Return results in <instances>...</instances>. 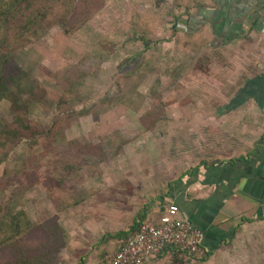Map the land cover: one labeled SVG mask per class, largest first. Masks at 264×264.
<instances>
[{
    "label": "rangeland",
    "instance_id": "obj_1",
    "mask_svg": "<svg viewBox=\"0 0 264 264\" xmlns=\"http://www.w3.org/2000/svg\"><path fill=\"white\" fill-rule=\"evenodd\" d=\"M177 2L0 0V51L29 92L0 93V126L12 135L27 125L18 140L3 136L0 208L9 200L35 225L57 217L68 235L57 264H83L64 253L78 242V252L116 251L124 236H112L157 218L147 205L160 207L180 176L182 38L160 45ZM62 73L78 82L71 96L53 78ZM230 249L222 264H264L263 253ZM204 257L155 264H214Z\"/></svg>",
    "mask_w": 264,
    "mask_h": 264
},
{
    "label": "crops",
    "instance_id": "obj_2",
    "mask_svg": "<svg viewBox=\"0 0 264 264\" xmlns=\"http://www.w3.org/2000/svg\"><path fill=\"white\" fill-rule=\"evenodd\" d=\"M178 3L160 45L182 38V171L147 209L177 206L209 262L222 264L231 247L264 261V0ZM75 246L69 262L99 252ZM182 256L193 258L167 248L145 264Z\"/></svg>",
    "mask_w": 264,
    "mask_h": 264
},
{
    "label": "trees",
    "instance_id": "obj_3",
    "mask_svg": "<svg viewBox=\"0 0 264 264\" xmlns=\"http://www.w3.org/2000/svg\"><path fill=\"white\" fill-rule=\"evenodd\" d=\"M177 2L175 6H178ZM38 22H35L32 27H37ZM145 48H148L153 42L150 39H143ZM13 55L6 51H0V93L6 94L15 88L22 91L20 83L25 78L27 74L24 73L12 60ZM131 58L124 59V63L128 64ZM122 63L120 66H123ZM10 65L11 69H7L5 66ZM175 68V67H174ZM64 73L57 75L55 78L58 87L66 95L71 96L74 88L77 86L76 77L67 73L69 77L73 78V81L61 79ZM20 76L19 79L17 77ZM82 79L81 77H77ZM36 90V89H35ZM21 94L25 97L29 94L27 91H22ZM19 119V117H18ZM16 119V120H18ZM25 123V121H24ZM7 125L0 126V148H3L4 139L3 136H8L14 140H18L19 134H23L24 130L27 129V125L17 128V134H9L14 132V129H9ZM7 142L5 146H8ZM4 149V148H3ZM4 154V153H3ZM7 204H4L0 208V264H57L59 262L58 255H60L61 250L67 243L68 235L65 232L64 227L58 221V218H53L56 220L50 221V223H43L35 225L26 216L24 211L19 208L12 206L9 200ZM70 204H66L65 207H69ZM71 207V206H70ZM163 215V214H162ZM161 215V216H162ZM161 216L153 218L150 222L138 221L134 227L133 231L128 235L126 233H121L112 236V238H121V242L130 238L133 233L138 229L142 223H149L157 225L160 221ZM63 244V246H61ZM120 246V244H119ZM62 249H61V248ZM119 247L116 248V250ZM97 251H99L98 256L93 261L89 263L85 262L83 264H106L104 261V256L114 253L115 251L107 252L104 248L103 242L96 246ZM114 250V249H113ZM107 252V253H105ZM105 253V254H104ZM206 259V257H204Z\"/></svg>",
    "mask_w": 264,
    "mask_h": 264
},
{
    "label": "built area",
    "instance_id": "obj_4",
    "mask_svg": "<svg viewBox=\"0 0 264 264\" xmlns=\"http://www.w3.org/2000/svg\"><path fill=\"white\" fill-rule=\"evenodd\" d=\"M202 233L179 217L178 207L170 205L157 225L142 223L117 251L104 256L106 264H145L167 248L188 257L205 256Z\"/></svg>",
    "mask_w": 264,
    "mask_h": 264
}]
</instances>
